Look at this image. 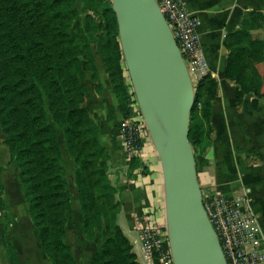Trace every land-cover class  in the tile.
Masks as SVG:
<instances>
[{"label": "trees", "instance_id": "obj_1", "mask_svg": "<svg viewBox=\"0 0 264 264\" xmlns=\"http://www.w3.org/2000/svg\"><path fill=\"white\" fill-rule=\"evenodd\" d=\"M85 21L95 32L98 53L112 83L122 116L136 101L126 67L111 0H83ZM67 0H0V126L6 135L9 161L18 167L22 192L43 250L53 264H77L66 241L72 196L61 165L62 147L57 126L64 127L68 150L77 163L75 182L82 213V232L93 240L103 229L92 264H139L133 245L118 223L121 209L117 181L109 176L111 156L100 142L95 115L86 107V69L96 80L94 55L71 32ZM91 10V11H90ZM98 15L99 21L96 18ZM264 29V12L247 11L240 26L225 35L228 55L224 75L239 84L236 97L246 92L264 96V39L253 29ZM81 56L86 60V66ZM83 59V60H84ZM189 140L208 139L217 80L207 73L194 85ZM257 106V98L253 99ZM206 125V129H204ZM208 160L203 155L201 168ZM139 164L131 159V168ZM0 164V217L5 209ZM10 264H20L15 246L5 242ZM168 247V242H165Z\"/></svg>", "mask_w": 264, "mask_h": 264}, {"label": "crops", "instance_id": "obj_2", "mask_svg": "<svg viewBox=\"0 0 264 264\" xmlns=\"http://www.w3.org/2000/svg\"><path fill=\"white\" fill-rule=\"evenodd\" d=\"M183 2L200 19L197 30L208 73L217 80L210 119L212 131L205 147L208 162L197 172L199 183L202 191L206 193L216 192L230 198H235L248 189L246 202L257 215L264 245V213L261 214V219L257 213L264 203V193L256 200L250 197L252 184L264 178V96L256 97L253 92H246L238 103L236 97L239 84L224 75L228 55L225 35L240 26L247 11L264 12V0ZM96 67L97 79L87 80L85 104L89 112L95 115L99 140L111 156L109 176L112 181H117L121 198L118 223L132 243L139 264H147L148 258L142 248L137 217L148 206H152L155 210L154 216L159 221H165L160 158L153 143L147 138L142 151L136 155L139 164L131 168L132 157L128 156L118 133V122L122 115L112 83L98 61ZM86 77L89 78L88 72ZM254 98H257L256 107L253 106ZM111 110L118 115L117 125L112 122ZM235 171L245 174L248 183L236 194L237 187L231 177ZM3 175L4 172V183ZM3 197L5 209L0 217V264H10L5 245L7 239L15 246L20 264H53L43 250L38 229L29 216L27 201L23 200L27 203L25 208L14 193L7 192L6 183ZM82 222L83 219L80 222L75 217L67 221L66 241L71 246L77 264H92L97 248L105 240L106 234H98L93 240L87 239L82 232ZM69 226L73 228L69 229Z\"/></svg>", "mask_w": 264, "mask_h": 264}, {"label": "water", "instance_id": "obj_3", "mask_svg": "<svg viewBox=\"0 0 264 264\" xmlns=\"http://www.w3.org/2000/svg\"><path fill=\"white\" fill-rule=\"evenodd\" d=\"M142 119L160 158L174 264H227L203 204L189 140L194 84L156 0H111Z\"/></svg>", "mask_w": 264, "mask_h": 264}, {"label": "built area", "instance_id": "obj_4", "mask_svg": "<svg viewBox=\"0 0 264 264\" xmlns=\"http://www.w3.org/2000/svg\"><path fill=\"white\" fill-rule=\"evenodd\" d=\"M187 65L195 85L208 73L200 35L197 30L200 19L191 13L183 0H156ZM129 116H121L118 133L128 156L138 155L149 137L148 130L137 103H133ZM247 191L235 198L216 192H202L203 204L217 234L227 264H264V245L257 215L247 204ZM155 210L148 206L137 220L141 233L142 248L147 264H174L168 242L165 221H159Z\"/></svg>", "mask_w": 264, "mask_h": 264}, {"label": "rangeland", "instance_id": "obj_5", "mask_svg": "<svg viewBox=\"0 0 264 264\" xmlns=\"http://www.w3.org/2000/svg\"><path fill=\"white\" fill-rule=\"evenodd\" d=\"M66 6L71 16V20H72L71 32L75 35L76 41L78 42L79 40V42L82 43L84 40H86L84 44V47H85L84 49L86 50L89 47L90 52L92 53V55H94L95 65H96V62L98 61L103 66L101 56L98 53L99 45L96 39V37L101 33L102 30L100 31L99 28H96L95 32H92L93 29L85 21V11L83 9L85 7V2L83 0H67ZM96 18L99 21L98 15L96 16ZM251 32H252L253 37H256V38L259 37L261 39H264V29L256 28V29H253ZM262 48H264V45H262ZM81 59L82 61H84L85 66H86V60L82 56H81ZM261 67L263 69L264 65L261 64ZM87 72L89 73V78L86 77L87 79L86 78L84 79V82H86V84H87V80L91 79V70L86 69V76H87ZM97 76H98V72H97ZM87 89H88V86H87ZM110 117H112V120H113L112 122L114 124L116 123L117 125L118 115L115 114L114 111L111 110ZM57 128H58V137H59L61 147H62L61 165L63 166V169L65 171L66 186L69 189V192L71 193V196L73 199L72 212L68 218V221L72 220L75 217L77 220L81 222L82 213L79 207L80 204L78 201V191H77L76 182H75V172L77 168V163L75 162L74 157L72 156V154L70 153L66 145L64 127L57 126ZM204 129H206V125H204ZM5 137L6 135L4 134L0 126V163L4 166L3 176H4V183H6V190L8 193H11V192L14 193L18 197V200L22 202V204L25 205V208H26L27 203L23 201L25 198H23L24 196L22 194L23 190H22L21 182L19 180L18 167L16 166L15 163H12L9 161V150H8L7 145L4 143ZM207 142H208L207 137L202 138V139L200 138V140H198L195 143V146L193 147V150L197 157L199 168H201L202 166L201 161L203 159V155H205V147L207 146ZM109 172H110V168H109ZM246 174L249 176L248 173ZM231 177L233 179L234 186L237 187V189L235 190V194L238 193L239 190H241L248 184L246 182L245 174L242 175L238 171H235L231 175ZM252 186L253 187L250 193V197L252 199L255 198L256 200L257 197L261 195V193H264V178H261L255 181L252 184ZM202 192L204 193V191ZM6 202H8L9 204V200L7 198H6ZM26 213H27V210H26ZM257 213H258L259 219H261V216H262L261 214L264 213V203L262 204L260 211H258ZM70 228H73V226H69V229ZM98 234H106V232L103 229Z\"/></svg>", "mask_w": 264, "mask_h": 264}]
</instances>
